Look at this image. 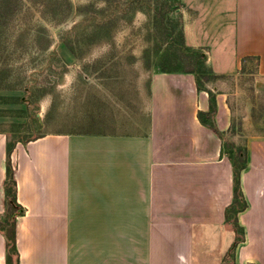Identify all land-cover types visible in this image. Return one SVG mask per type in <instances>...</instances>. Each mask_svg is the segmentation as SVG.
Segmentation results:
<instances>
[{"label":"crops","instance_id":"obj_1","mask_svg":"<svg viewBox=\"0 0 264 264\" xmlns=\"http://www.w3.org/2000/svg\"><path fill=\"white\" fill-rule=\"evenodd\" d=\"M175 1L186 47L201 50L216 77L210 84L198 88V75L183 68L138 70L141 58L86 61L78 71L65 47L55 129L16 142L0 128V216L7 144L16 142L19 264H264V135L247 138V208L238 214L244 239L229 255L241 237L226 221L232 163L199 119L210 109V90L216 126L228 131L226 78L239 73L243 58L258 60L264 80V0ZM22 88H0V101L17 103ZM0 264H7L1 232Z\"/></svg>","mask_w":264,"mask_h":264},{"label":"rangeland","instance_id":"obj_2","mask_svg":"<svg viewBox=\"0 0 264 264\" xmlns=\"http://www.w3.org/2000/svg\"><path fill=\"white\" fill-rule=\"evenodd\" d=\"M117 1L124 0H0V88L27 89L17 103L0 101V128L13 141L55 129V83L67 69L62 48L72 53L78 71L87 70L86 61L123 65L140 58L138 70L148 63L162 68L191 54L179 46V4L176 12L168 0H150L149 13L126 16L113 11ZM248 65L246 73L226 78L236 130L229 136L238 146L264 135V80Z\"/></svg>","mask_w":264,"mask_h":264},{"label":"trees","instance_id":"obj_3","mask_svg":"<svg viewBox=\"0 0 264 264\" xmlns=\"http://www.w3.org/2000/svg\"><path fill=\"white\" fill-rule=\"evenodd\" d=\"M170 7H175L174 11H178V3L175 0H168ZM150 0H124L123 2L117 1L116 6L113 11H120L128 14L134 13L135 11L150 12ZM85 14V12L82 11ZM179 18L182 20L181 14ZM180 36L182 37L183 43L179 46L184 50H190L191 54L189 56L183 57L180 59L184 61L183 65L179 62L178 65H162V70H178L183 68L192 73L198 75L197 82L198 88L202 89V82H207L212 78H216L212 75L210 69L205 66V55L201 50L191 49L186 47L184 43V38L182 31H180ZM192 53H195V55ZM186 59V60H185ZM248 63H252L254 67V72L257 74L258 60L256 61L253 57H245L242 59V66L239 73L244 74L248 69ZM197 66V67H196ZM207 90V89H206ZM210 95V109L207 113L199 112L200 122L204 125H207L221 140L222 142V153L227 155L229 160L232 163L233 169V201L226 209V221L233 230L240 234L241 237L236 238L234 244L230 249L229 255L234 253V250L238 243L243 241V229L238 224V214L244 211L247 208V203L242 193L241 188V173L247 166V139L242 144L238 146L229 135H235V126L234 121L228 131L221 132L214 121V116L216 113V98L215 94L207 90ZM205 115V118L203 117ZM21 141V140H17ZM16 141V142H17ZM8 141L7 144V164H6V179L4 181V193H5V210L0 216V232L4 235L6 240V249H7V264H19V254L16 245V235H17V217L24 213V209L17 201V182L14 176V170L11 163V153L16 145Z\"/></svg>","mask_w":264,"mask_h":264}]
</instances>
